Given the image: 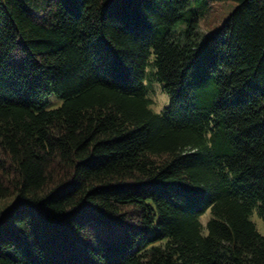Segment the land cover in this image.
Masks as SVG:
<instances>
[{"label": "trees", "instance_id": "obj_1", "mask_svg": "<svg viewBox=\"0 0 264 264\" xmlns=\"http://www.w3.org/2000/svg\"><path fill=\"white\" fill-rule=\"evenodd\" d=\"M255 213L264 0H0V264H264Z\"/></svg>", "mask_w": 264, "mask_h": 264}, {"label": "rangeland", "instance_id": "obj_2", "mask_svg": "<svg viewBox=\"0 0 264 264\" xmlns=\"http://www.w3.org/2000/svg\"><path fill=\"white\" fill-rule=\"evenodd\" d=\"M233 4H219L215 5L211 10L208 11V13L199 21V37L206 36L218 26H220L224 20L226 19V16L231 11ZM150 99L152 100V109L155 112H161L163 108L168 105L169 103V96L162 90L161 86L157 83L152 84V89L150 92ZM210 217V212H207L202 217V222L205 224ZM253 222L256 224V227L258 231L261 234H264V223L262 220L258 217V215L255 213L252 216Z\"/></svg>", "mask_w": 264, "mask_h": 264}]
</instances>
